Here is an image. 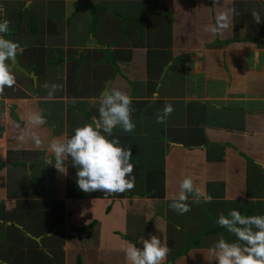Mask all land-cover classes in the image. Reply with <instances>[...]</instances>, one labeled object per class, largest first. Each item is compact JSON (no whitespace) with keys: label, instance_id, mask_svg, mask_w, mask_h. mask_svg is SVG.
<instances>
[{"label":"crops","instance_id":"1","mask_svg":"<svg viewBox=\"0 0 264 264\" xmlns=\"http://www.w3.org/2000/svg\"><path fill=\"white\" fill-rule=\"evenodd\" d=\"M0 2L24 49L0 95V264H129L152 235L165 264H215L210 246L236 239L218 215H264V21L251 17L264 0ZM233 9L227 30H205ZM109 88L132 97L136 127L109 137L132 153L134 188L106 196L79 189L70 157L56 169L49 144L97 119ZM185 177L202 196L181 215L169 204Z\"/></svg>","mask_w":264,"mask_h":264},{"label":"clouds","instance_id":"2","mask_svg":"<svg viewBox=\"0 0 264 264\" xmlns=\"http://www.w3.org/2000/svg\"><path fill=\"white\" fill-rule=\"evenodd\" d=\"M233 10L221 11L217 14L215 25L206 27L211 33H221L231 26ZM251 17L256 24L262 21L261 15L255 9ZM11 22L7 19L0 22V95L5 88H12L16 84V77L12 71L10 61H13L24 49L18 42L6 38ZM45 88L49 85L45 83ZM60 86L51 85V91ZM132 97L118 88L103 91L97 111L98 118L91 124L77 127L69 137L54 139L50 144V151L55 156V168L67 174L65 162L71 158L73 166L77 167L76 183L85 193L103 192L106 196L122 194L134 188V165L131 162L130 149L120 146L118 139H109L114 129L121 128L131 133L136 125L132 120ZM174 111L172 105L166 104L162 111L156 113V122L164 123ZM32 126H39L45 120L39 114L28 116ZM39 144V139H36ZM202 193L194 184L191 177H185L179 184V195L174 196L169 207L183 215L191 210L187 203L189 197L193 203H199ZM211 203V197L207 198ZM217 224L224 228L236 239L228 242L218 239L208 250L205 257L215 264H264V215L244 216L238 210H231L227 215L220 213ZM142 247L132 244L126 249L129 264H165L169 254V247L162 244L155 235L149 239L139 241Z\"/></svg>","mask_w":264,"mask_h":264},{"label":"built area","instance_id":"3","mask_svg":"<svg viewBox=\"0 0 264 264\" xmlns=\"http://www.w3.org/2000/svg\"><path fill=\"white\" fill-rule=\"evenodd\" d=\"M4 13H5L4 4L0 2V22H2L4 20ZM0 123H2V122L0 121ZM1 149H2V147L0 145V151H1ZM0 159H1V157H0Z\"/></svg>","mask_w":264,"mask_h":264},{"label":"water","instance_id":"4","mask_svg":"<svg viewBox=\"0 0 264 264\" xmlns=\"http://www.w3.org/2000/svg\"><path fill=\"white\" fill-rule=\"evenodd\" d=\"M13 62L15 63V61H13ZM17 68L19 70H21V67H19L18 65H17ZM21 71L24 72L23 70H21ZM69 167L75 169L76 171H78L77 167L73 166L72 164H70Z\"/></svg>","mask_w":264,"mask_h":264},{"label":"rangeland","instance_id":"5","mask_svg":"<svg viewBox=\"0 0 264 264\" xmlns=\"http://www.w3.org/2000/svg\"><path fill=\"white\" fill-rule=\"evenodd\" d=\"M189 240H191V239H189Z\"/></svg>","mask_w":264,"mask_h":264},{"label":"trees","instance_id":"6","mask_svg":"<svg viewBox=\"0 0 264 264\" xmlns=\"http://www.w3.org/2000/svg\"><path fill=\"white\" fill-rule=\"evenodd\" d=\"M78 264H80V263H78Z\"/></svg>","mask_w":264,"mask_h":264}]
</instances>
